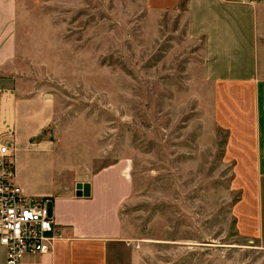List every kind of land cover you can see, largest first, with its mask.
<instances>
[{
	"label": "rangeland",
	"instance_id": "1",
	"mask_svg": "<svg viewBox=\"0 0 264 264\" xmlns=\"http://www.w3.org/2000/svg\"><path fill=\"white\" fill-rule=\"evenodd\" d=\"M173 1L34 0L33 17L46 24L36 29L61 56V73L50 68L60 121L77 126L98 168L121 162L131 179L125 211L141 256L127 263L115 248L97 259L264 264L245 153L249 91L222 86L218 122L207 116L187 70L199 57L184 37V8L159 7Z\"/></svg>",
	"mask_w": 264,
	"mask_h": 264
},
{
	"label": "crops",
	"instance_id": "2",
	"mask_svg": "<svg viewBox=\"0 0 264 264\" xmlns=\"http://www.w3.org/2000/svg\"><path fill=\"white\" fill-rule=\"evenodd\" d=\"M35 7L34 0H0V138L12 143L17 184L26 195L49 198L63 238L51 252L20 264H109L95 251L115 248L135 262L143 244L125 211L128 169L121 162L98 168L77 126L60 121L50 68L61 73V56L46 29H36L46 24L33 17ZM159 7L184 8V37L199 57L187 70L196 76V98L208 117L218 122L222 86L249 91L252 141L245 153L257 174L255 229L264 247V0H174ZM83 182L91 185L88 197L76 195ZM0 264H7L1 245Z\"/></svg>",
	"mask_w": 264,
	"mask_h": 264
},
{
	"label": "built area",
	"instance_id": "3",
	"mask_svg": "<svg viewBox=\"0 0 264 264\" xmlns=\"http://www.w3.org/2000/svg\"><path fill=\"white\" fill-rule=\"evenodd\" d=\"M13 136L8 134L10 140ZM15 177L12 143L0 138V245L7 264L49 253L63 238V227L49 211V198L26 195Z\"/></svg>",
	"mask_w": 264,
	"mask_h": 264
},
{
	"label": "water",
	"instance_id": "4",
	"mask_svg": "<svg viewBox=\"0 0 264 264\" xmlns=\"http://www.w3.org/2000/svg\"><path fill=\"white\" fill-rule=\"evenodd\" d=\"M77 196H85L88 197L91 195V185L89 182H83L77 184Z\"/></svg>",
	"mask_w": 264,
	"mask_h": 264
}]
</instances>
